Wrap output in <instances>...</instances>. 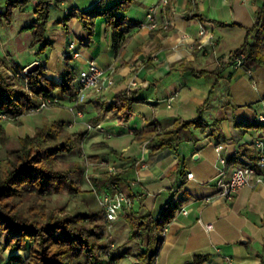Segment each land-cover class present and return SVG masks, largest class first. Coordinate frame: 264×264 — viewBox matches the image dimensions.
I'll return each instance as SVG.
<instances>
[{"label":"crops","instance_id":"obj_1","mask_svg":"<svg viewBox=\"0 0 264 264\" xmlns=\"http://www.w3.org/2000/svg\"><path fill=\"white\" fill-rule=\"evenodd\" d=\"M51 1L46 33L51 46L38 55L40 46L30 45L32 32L23 30L35 16L36 2L32 1L25 11L15 9L12 23H0V55L20 66L40 61L45 76L58 82L69 71H73L75 81L89 60L114 69L115 85L107 97L91 93L75 101L56 92V101L62 105L47 116L71 122L76 132H86L87 155L97 156L103 164H114L118 171L130 169L116 187L130 197L131 204L105 230L112 255L128 251L113 264H188L198 255L208 256L201 264H264V187H241L233 200L204 201L218 192L219 181L227 178L232 168L254 163L264 152V67L247 69L228 62L244 43L247 29L256 22L255 11L264 0H169L167 4L163 0H133L127 12L120 13L134 25H124V37L117 45L106 16L96 18L91 41L79 15L70 19L68 28L61 19L73 9L114 5L119 0ZM5 5L6 0H0V10ZM153 6L158 27L149 29L141 23ZM208 33L214 34L215 44L199 48ZM72 40L80 42L81 56L64 58L62 53ZM194 70L214 73L198 75ZM217 77L219 84L203 112L209 125L194 127L177 147L152 155L148 142L153 127L148 123L169 128L177 119L197 118ZM132 82L137 85L133 87ZM127 88L139 89L142 99L133 104L130 116L122 120L106 114L98 120L94 101H112ZM5 122L4 129L12 132L8 125L13 124ZM135 130L150 133L142 138ZM217 146L227 158L224 174L217 167ZM189 172L194 173L193 178L188 177ZM101 185L102 195L113 193L114 187L105 182ZM169 204L178 209L161 233L157 255L151 261L140 257V251L147 247L142 237L134 236L129 214L161 216ZM183 208L189 212L185 214ZM199 218L212 222L214 228L207 231ZM17 254L25 258L28 251L11 250L4 264L16 262ZM110 258L103 256L99 264H108Z\"/></svg>","mask_w":264,"mask_h":264},{"label":"trees","instance_id":"obj_2","mask_svg":"<svg viewBox=\"0 0 264 264\" xmlns=\"http://www.w3.org/2000/svg\"><path fill=\"white\" fill-rule=\"evenodd\" d=\"M32 1H35L34 18L23 30L33 34L31 46H40L38 55L43 54L51 46L46 37L48 22L51 18V0H6L4 10H0V23H12L15 9L25 11ZM133 0H119L114 5L100 3L90 9L69 11L61 22L68 28V22L79 15L81 24L91 41L95 32V20L106 16L108 24L114 29V43L117 45L124 37V25L133 26L124 14ZM256 22L247 29L244 43L230 56L228 62H234L236 56L245 53L243 65L247 69L264 67V3L255 11ZM254 39L252 40V38ZM72 57V56H70ZM69 58V57H68ZM23 67L9 63L0 55V114L6 118L23 115L28 109L36 106L41 99L56 98L59 92L65 98L76 97L73 87L74 74L69 71L64 80L58 82L45 76V67L40 65L35 72L28 73L27 84L22 77H12L8 69L18 72ZM198 75L213 74L205 70H194ZM219 84L215 80L210 91V97L199 108V115L192 120L177 119L173 126L163 128L159 123H148L153 127L148 146L151 154H156L165 148H174L193 132V128H205L209 125L203 112ZM140 90L127 88L115 95L112 101H94L98 108V120L103 115H118L127 119L134 103L141 101ZM4 120V119H3ZM0 121V133L3 130ZM137 137H146L150 131L135 130ZM86 132H71L65 130V122L61 120L46 121L38 127L33 135H27L21 140V146L11 151L5 159L0 160V234H6L1 243L5 249L12 251L27 250L24 258L21 254L14 256L17 264H99L103 256H111L108 264H113L117 258L128 254L124 251L116 256L111 254V243L107 241L105 230L109 221L105 216V208L95 212H68L66 209H52L46 200L55 194L68 191L71 194L83 192L78 178L84 168L80 161H72L59 165L58 156L71 152L77 145H82ZM108 146L107 143H103ZM113 153L115 149H111ZM130 169L116 171L107 170L103 176L107 186L118 191L123 175ZM109 184V185H108ZM178 207L169 204L161 216L147 213L144 216L130 213V223L134 228V236L142 237L146 249L139 256L153 260L156 250L162 243L161 233L165 225L174 217ZM208 259L206 255H198L188 264H201Z\"/></svg>","mask_w":264,"mask_h":264},{"label":"built area","instance_id":"obj_3","mask_svg":"<svg viewBox=\"0 0 264 264\" xmlns=\"http://www.w3.org/2000/svg\"><path fill=\"white\" fill-rule=\"evenodd\" d=\"M165 4L169 2V0H163ZM157 9L153 6L145 19L142 21L141 25L148 27L149 29H156L158 27L157 20ZM200 34L204 37L206 35L205 31L202 30ZM208 39H201V43L199 44V48H204L206 44H215V36L212 33H208ZM64 58L72 57H80L81 51L77 45L75 40L69 42L68 47L63 52ZM245 53H240L235 57L234 63L236 65H242L245 59ZM28 66H23L18 68V72H13L8 69L7 72L12 77H22L27 84L28 78L27 75L29 73ZM114 69L112 67H104L100 65L95 60H89L86 68L79 71L74 83L73 87L76 94V97L73 99L75 101L83 100L89 93H92L94 96L98 98H105L111 92L112 88L115 85L114 79ZM137 85L136 82H132V86L135 87ZM56 102V98L49 99H41L35 107L31 108V110H41L43 108H47L50 105ZM81 116V112L78 113ZM18 117V116H17ZM6 118L4 113L0 114V121ZM218 151V163L217 167L220 169V173L224 174L226 172L227 158L223 156L221 146L216 147ZM109 171L111 173H115L117 170L116 166L110 165ZM189 178L194 177L193 172L188 173ZM218 192L214 196H210L204 199L205 202H211L215 198H223L226 200H233L236 197V193L241 187L244 186H262L264 187V152L257 158L254 163L245 164V165H237L232 168L228 177L219 181L218 183ZM100 202L102 206L105 208V216L109 222L117 221L124 210L130 206L131 199L128 198L121 191H117L115 193H105L101 196ZM185 214L189 212L188 209H182ZM198 221L204 226L207 231H210L214 228L212 222H205L202 218H199ZM157 264V263H151Z\"/></svg>","mask_w":264,"mask_h":264},{"label":"rangeland","instance_id":"obj_4","mask_svg":"<svg viewBox=\"0 0 264 264\" xmlns=\"http://www.w3.org/2000/svg\"><path fill=\"white\" fill-rule=\"evenodd\" d=\"M79 43L80 42H77V45H79ZM90 94L91 93L88 95ZM60 105L62 104L59 103V101H56L54 104L41 110L28 109L23 115H21L22 117L25 116L24 118L18 116L9 119L5 118L2 120L1 123L3 121H7L5 124H9L8 122H11L14 126L8 125L12 132L8 133L3 128L0 133V160L5 159L11 151L15 149L17 150V148L21 146V140L27 136L28 133H35L36 129L44 125L46 121H53L47 118L48 112L54 110V107ZM70 123L71 122H65V130L68 133L76 132L70 126ZM16 126H20V128L16 129ZM21 135H24V137H21ZM84 148L83 142L82 145H77L74 147V150L71 152L58 156L59 165H63L64 163L72 161H80L82 163L84 172L78 178V181L83 192L71 194L68 191H65L61 194H55L51 199L46 200L48 207L52 209L64 207L66 211L73 213L95 212L101 208L102 204L100 202V198L103 194L101 184L104 182L103 176L110 164H103L104 160L98 161L97 156L87 155ZM5 238L6 234L2 232L0 234V264H4V261L8 259L11 253V249H5V247L1 244L5 241ZM13 264H17V262H14Z\"/></svg>","mask_w":264,"mask_h":264},{"label":"water","instance_id":"obj_5","mask_svg":"<svg viewBox=\"0 0 264 264\" xmlns=\"http://www.w3.org/2000/svg\"><path fill=\"white\" fill-rule=\"evenodd\" d=\"M39 67H40V62L35 61L34 63H32L31 65L28 66V71L30 73L35 72L39 69Z\"/></svg>","mask_w":264,"mask_h":264}]
</instances>
